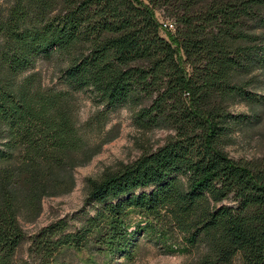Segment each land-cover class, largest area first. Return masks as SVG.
Wrapping results in <instances>:
<instances>
[{
    "label": "trees",
    "instance_id": "obj_1",
    "mask_svg": "<svg viewBox=\"0 0 264 264\" xmlns=\"http://www.w3.org/2000/svg\"><path fill=\"white\" fill-rule=\"evenodd\" d=\"M161 6L172 31L159 26ZM51 52L64 58V88L43 86L35 71L17 76ZM263 78L264 0L0 4V264H66L61 254L81 248L113 261L142 229L183 235L199 250L192 264H231L236 255L264 264V154L235 159L225 150L236 128L259 121ZM79 90L100 105L81 127L72 103ZM126 102L139 127L171 132L86 179L84 201L99 205L84 227L67 232L63 219L52 221L16 259L19 218L33 221L43 197L72 189L73 168L111 138L108 113ZM236 102L247 110H232ZM86 130L101 136L96 145ZM129 213L139 217L131 230Z\"/></svg>",
    "mask_w": 264,
    "mask_h": 264
},
{
    "label": "rangeland",
    "instance_id": "obj_2",
    "mask_svg": "<svg viewBox=\"0 0 264 264\" xmlns=\"http://www.w3.org/2000/svg\"><path fill=\"white\" fill-rule=\"evenodd\" d=\"M9 1L0 0V4L4 5ZM163 8L162 6L154 8L158 23L165 20L173 21L171 16L164 13ZM170 30L172 31L173 28ZM160 32L164 37H167L166 31L160 29ZM63 65L62 55L58 52H51L48 55L38 56L31 66L20 70L17 76L22 77L35 71L43 86L60 89L64 88L59 78V68ZM255 91L264 96V78L261 87L256 88ZM260 99L261 101L256 106L259 112V121L236 128L233 132V140L225 145L228 155L235 159H250L264 154V98L260 97ZM72 103L77 124L80 127L96 107L100 106L94 103L86 90L73 92ZM135 107L134 103L126 102L110 110L103 131H108L107 135H110L111 138L101 142L88 161L73 168L74 185L70 191L43 197L41 211L33 221L27 222L19 218V224L25 237L15 252L16 259L26 258L28 237L52 221L63 219L66 222L65 230L67 232L84 227L99 205L98 203H85L86 179L88 177L98 178L103 173L115 170L141 153L155 148L171 132L166 128L144 129L139 127L134 122L132 115V109ZM231 109L234 111L247 110L243 102L234 103ZM85 133L87 139L94 145L101 139L95 130H86ZM148 189L145 188V190ZM128 216L131 222L128 230H131L133 223L139 217L133 213H129ZM140 218L142 219L141 216ZM156 233L149 229L138 231L131 251L113 261L108 258L107 254L92 255L84 248L67 250L61 254L59 259L66 264H108V262L109 264H192L195 262L199 250L188 245L183 235L162 230L160 234L158 233L161 237H158ZM231 264H240L238 255L232 259Z\"/></svg>",
    "mask_w": 264,
    "mask_h": 264
},
{
    "label": "built area",
    "instance_id": "obj_3",
    "mask_svg": "<svg viewBox=\"0 0 264 264\" xmlns=\"http://www.w3.org/2000/svg\"><path fill=\"white\" fill-rule=\"evenodd\" d=\"M159 26H160V28L172 29L173 28V22L170 20L159 21Z\"/></svg>",
    "mask_w": 264,
    "mask_h": 264
}]
</instances>
